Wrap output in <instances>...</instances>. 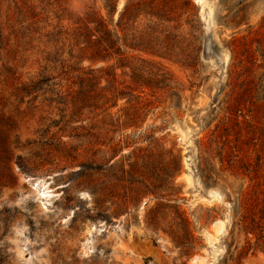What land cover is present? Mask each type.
Returning a JSON list of instances; mask_svg holds the SVG:
<instances>
[{"label": "rangeland", "instance_id": "374dc122", "mask_svg": "<svg viewBox=\"0 0 264 264\" xmlns=\"http://www.w3.org/2000/svg\"><path fill=\"white\" fill-rule=\"evenodd\" d=\"M12 14L0 0L2 26ZM165 16L171 58L133 79L116 69L115 107H71L62 76L66 105L47 93L17 114L0 95V264H264V0H182ZM48 53L1 50L0 68L38 78Z\"/></svg>", "mask_w": 264, "mask_h": 264}, {"label": "trees", "instance_id": "16d2710c", "mask_svg": "<svg viewBox=\"0 0 264 264\" xmlns=\"http://www.w3.org/2000/svg\"><path fill=\"white\" fill-rule=\"evenodd\" d=\"M3 1L13 7V14L4 26L0 24V51L15 52L17 48L33 43L54 48L52 57L50 53L46 54V64L38 73V78L23 81L13 67L0 68V95L7 92L8 98L14 97V110L20 114L23 113L20 105L25 103L30 106L40 95L47 93L50 96L43 97V102L66 105L55 100L57 97L62 99L58 93L60 85L53 83L61 76L63 80H72L70 89L77 88L72 90L78 98L71 102V107L83 104L87 98L97 105L101 101L103 105L114 100L108 109L115 107L125 95L115 85L116 69H128L133 79L144 72L148 56L171 58L165 42L168 33L162 28L167 21L165 15L176 9L182 0L160 3L155 0H126L121 7L118 0H101V7L96 6V0ZM185 3L191 4L190 1ZM169 4L171 8H166ZM152 18L156 19L155 23ZM176 39L179 40L175 35L173 41ZM64 50H67V58L64 57ZM84 62L89 66L81 67ZM94 65L98 66L90 68ZM102 72L113 82L109 87L112 92L110 97L103 94L105 87L99 86V82L88 83L96 79L95 73ZM74 75L76 80L73 81ZM8 98L0 97L2 107L12 105ZM0 149L7 154L6 139L2 137ZM188 238L189 241L194 240L191 232H187ZM174 242L184 248V252L190 247L181 238H174Z\"/></svg>", "mask_w": 264, "mask_h": 264}, {"label": "bare ground", "instance_id": "6f19581e", "mask_svg": "<svg viewBox=\"0 0 264 264\" xmlns=\"http://www.w3.org/2000/svg\"><path fill=\"white\" fill-rule=\"evenodd\" d=\"M185 180L188 182L189 185L192 184V180H191V177L189 175L185 176ZM215 228L220 231L222 229V223H216L215 224ZM211 239V238H210ZM212 241V239H211Z\"/></svg>", "mask_w": 264, "mask_h": 264}]
</instances>
